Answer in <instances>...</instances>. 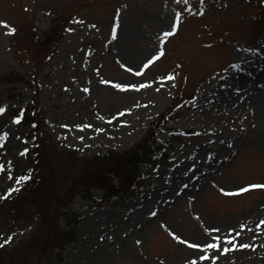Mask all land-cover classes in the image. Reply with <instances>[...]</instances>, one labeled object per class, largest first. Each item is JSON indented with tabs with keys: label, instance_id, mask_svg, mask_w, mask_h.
Masks as SVG:
<instances>
[{
	"label": "rangeland",
	"instance_id": "rangeland-1",
	"mask_svg": "<svg viewBox=\"0 0 264 264\" xmlns=\"http://www.w3.org/2000/svg\"><path fill=\"white\" fill-rule=\"evenodd\" d=\"M260 5L261 0H0V74L31 69L26 60L38 64L36 96L59 147L81 157L128 148L173 102L175 113L165 127L187 130L175 140L169 130L158 134L171 142L167 156L142 164L144 181L131 194L106 198L95 189L96 200L75 198L71 205L83 218L61 261L31 250L26 264H264V188L235 194L264 184ZM60 14L68 19L61 41L52 51L38 48ZM177 17L174 34L162 44V33L172 31ZM152 56L159 58L144 67ZM34 95L27 82H0V197L20 192L22 172L33 170L27 145L33 128L16 110L30 105ZM51 154L53 185L64 191L78 165ZM13 188L18 190L9 194ZM22 207L16 215L0 209V250L17 249L39 228L36 205ZM226 237L234 238L235 249ZM208 243L219 247L204 248ZM225 247L230 250L223 252ZM204 255L208 259L201 260Z\"/></svg>",
	"mask_w": 264,
	"mask_h": 264
},
{
	"label": "trees",
	"instance_id": "trees-1",
	"mask_svg": "<svg viewBox=\"0 0 264 264\" xmlns=\"http://www.w3.org/2000/svg\"><path fill=\"white\" fill-rule=\"evenodd\" d=\"M256 16V20L264 24V0H261ZM67 20L63 14L57 15L50 31L38 39L37 47L49 46L52 51L63 37ZM26 62L31 64V69L25 68V72L13 70L0 74L2 83L27 82L35 90L31 104L18 106L16 110L33 128V133L27 137L33 170L22 172L23 177L28 176V179H23L21 190L15 196L0 199V209L2 212L16 215L25 210L22 206H26L27 202L34 203L40 214L41 224L32 237L17 249L0 250V262L8 260L14 264H18L19 261L26 264L27 252L31 250L39 256L48 255L53 261H61L66 246L77 239L78 225L83 218L71 205L75 198L79 195L84 199L96 200L95 189L105 191L106 198L131 194L144 181L145 172L141 169L142 164L145 162L158 164L167 156L171 142L159 138L158 134L164 129L169 130L172 139L175 140L180 132L187 131L165 127L175 113L177 103L173 102L150 122L144 135L130 147L98 149L90 156L81 157L75 149L59 147V143L54 141L48 132L36 96L34 71L39 67L29 60ZM31 73L34 76H31ZM51 153L60 154L61 159L67 157L74 168L78 165L76 174L70 178L64 191L53 185L55 163L52 161ZM26 196L29 199L25 198ZM61 217L64 219L62 224L59 223Z\"/></svg>",
	"mask_w": 264,
	"mask_h": 264
},
{
	"label": "snow or ice",
	"instance_id": "snow-or-ice-1",
	"mask_svg": "<svg viewBox=\"0 0 264 264\" xmlns=\"http://www.w3.org/2000/svg\"><path fill=\"white\" fill-rule=\"evenodd\" d=\"M185 2H186V0H185ZM117 15H119V11H118ZM179 19H180V17H177V18H176V22L172 25V31H167V32H163V33H162V36H161V43H162V44L164 43V39H165V38H167V37H171V36L174 34V32H175V28H176V24H178ZM78 23H83V22H82V21H78ZM93 27H95V26L93 25ZM116 27H118V25L114 26V28H113V39L116 38ZM70 31H71V29H70ZM12 32L14 33V32H15V29H12ZM158 58H159L158 56H152L151 59L147 60V63L144 65V67H148V65L152 64L153 61L157 60ZM234 67H239V66L236 65V66H234ZM129 71H131V69H129ZM140 74H141L140 72H137V73H136V75H140ZM169 79H172V77H169ZM103 82H104V83H108L107 81H103ZM117 87H119V85H117ZM158 90H159V89H158ZM85 91H87V89H85ZM4 112H5V108H4V107H0V114H3ZM14 122L19 123V119H17V120L14 121ZM6 136H7V134L5 133V134H4V137H6ZM0 146H2V145H0ZM29 175H30V173H29ZM9 178H11V177H9ZM21 179L26 180V179H28V176H24V177H22ZM17 182L19 183V180H18ZM255 188H264V184H252V185H249V186H247V187L240 188V189L238 190V193H235V194L244 193V192L249 191L250 189H255ZM17 190H18V189H15V188H13V189H9V194H10L11 192H13V191H17ZM227 194H228V195H233L234 193H227ZM3 198H5V197H0V199H3ZM152 215L155 216L156 213L153 212ZM261 223L264 224V221H262ZM242 227H243V225H242ZM214 231H219V230H218V229H215ZM237 235H239V233H237ZM11 239H12V237L9 236L8 239L4 241V243H8ZM217 239H219V238H217ZM225 239L227 240V242H228L229 244H232V248H233V249H235V248L237 247V245H235V244L233 243V239H234V238L229 239V238L226 237ZM183 242H184V243H187V241H183ZM138 243H139V241H138ZM189 246H190V247H193V248H200V247H201L200 244H191V245H189ZM0 247H3V245L0 244ZM203 247H204V248H208V249H216V248L219 247V245H218V244H215V243H208V244H205ZM239 247H242V248H243V247H250V245H244V244H241V245H239ZM229 250H230L229 248L225 247V248L223 249V252H227V251H229ZM200 259H201V260H206V259H208V257H207V255H204V256H201ZM192 264H196V262L193 261ZM213 264H215V261H214V260H213Z\"/></svg>",
	"mask_w": 264,
	"mask_h": 264
}]
</instances>
